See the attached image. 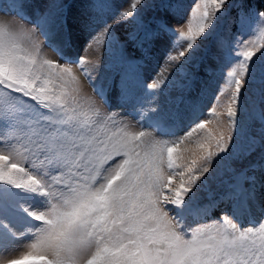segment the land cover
Instances as JSON below:
<instances>
[{
  "label": "snow or ice",
  "instance_id": "snow-or-ice-1",
  "mask_svg": "<svg viewBox=\"0 0 264 264\" xmlns=\"http://www.w3.org/2000/svg\"><path fill=\"white\" fill-rule=\"evenodd\" d=\"M90 3L98 14L75 60L63 54L68 41L46 38L43 20L29 26L25 0L10 5L15 15H0V248L17 236L14 209L37 222L25 229L28 250L18 259L0 255V264L39 256L49 257L43 264H264V11L236 5L238 32L221 34L229 0ZM256 24L259 36L243 39ZM120 28L127 29L124 42ZM41 37L59 59L42 56ZM129 41L138 58L122 55ZM93 46L110 57L118 50L130 71L114 84L98 83L99 58L86 56ZM153 60L156 69L149 72L146 63ZM170 67L183 78L178 101L184 112L179 103L173 110L160 102L174 82L164 76ZM250 87L255 98L246 111L260 126L237 151L238 112ZM225 89L228 134L214 136L211 101ZM126 107L142 118L139 129L121 112ZM186 142L196 143L200 155L186 160L192 152L182 148ZM258 151L248 169L229 163ZM217 168L230 179L209 192L210 201L231 210L192 227L187 219L199 211L193 208L197 192L208 189ZM28 195L42 197L43 210L25 207ZM252 207L259 219L242 223Z\"/></svg>",
  "mask_w": 264,
  "mask_h": 264
},
{
  "label": "rangeland",
  "instance_id": "rangeland-1",
  "mask_svg": "<svg viewBox=\"0 0 264 264\" xmlns=\"http://www.w3.org/2000/svg\"><path fill=\"white\" fill-rule=\"evenodd\" d=\"M67 0H55L53 3L52 0H27V5L33 10V12L36 15H46L40 16L39 21L43 20V24L40 25V27L43 30H47V19H50L48 21V28L50 32L52 33L53 41L57 44H61L63 41H68L70 44V47L64 49L65 55H69L73 58H78L79 55L83 53V48L85 44L87 43L88 39L90 38V32L91 28L89 27V24L91 23V18L94 15H97L98 13L93 10V7L91 6L90 0H76L70 7V12L68 14L70 25L66 27V24H62L61 20V9L68 6ZM238 0H229V5L224 10L223 19L229 20L231 17L229 16L228 12L232 9V6L235 4V2ZM27 6V7H28ZM28 7V8H29ZM3 8V7H2ZM0 8V15H4L6 17L13 16L7 9ZM60 16V17H59ZM178 17H175L172 19V23L175 24ZM231 21V20H230ZM31 25V24H30ZM32 26V25H31ZM230 26H225L220 31L221 34H229V33H236L239 30V24L234 23ZM67 29V30H66ZM70 29V31H68ZM127 29L120 28L118 29V35L121 37V41H125V33ZM257 27L254 25L252 27V35H248L247 32L242 33L241 36L243 39H256L258 36L256 35ZM44 45L42 44L41 39V48ZM42 48V56L44 58H49L56 60L58 59L57 55L50 50V48ZM44 49V50H43ZM125 50L127 52L128 56H134L135 58H138L140 53L136 49L135 45L132 44L130 41L126 43ZM157 55H162V52L157 53ZM87 59L89 61L95 62L99 58V68L95 73H93V77L98 80V82H107V83H113L115 81L119 80L120 75L123 73L130 71L128 68L123 69H112L108 66V63H111L114 61V55L109 56L107 53L101 52V50L96 47H90L88 52L86 53ZM87 68L90 67V65L86 64ZM156 69V63L155 60H153L150 63H146V70L151 72L152 70ZM164 76H168L169 80H173L174 82L169 84L167 86V95L160 97L161 105L165 108H171L173 110H177V99L182 94L181 90L178 89L177 85L182 82V76L178 71L175 69L169 68L168 72L164 73ZM81 80L84 83V90L88 94H92V90L89 87V85L85 82L84 78L81 75ZM254 89L252 87L249 88L248 93L244 96L241 105L240 110L238 112V128L237 133H240L242 131H247L248 128H246V123L248 121L249 112L246 111L248 109V105H250V100L254 99ZM230 94V90L225 89L224 91L219 92L217 98L214 101H211V103L215 104L216 107V115L210 116V120L212 121L208 125V130L212 132L214 136H219L221 133H224L225 135L228 134V127H229V118L227 117L226 108L228 104V97ZM117 95H118V89L113 86L111 91V97L114 102V105L117 101ZM209 97H211V92L209 94ZM205 106L209 105V100H205L204 102ZM179 111L184 112L186 110V105L179 106ZM121 112L126 115L127 119L131 121L133 124H135L136 128H140V122L141 117L138 116H132L129 115L131 112V109L126 107L124 109H121ZM260 125L257 126L256 130L259 128ZM256 130L253 132L255 133ZM246 133V132H244ZM179 134V133H177ZM197 134H194V138ZM239 134H236V137L234 138V144L239 143ZM161 139H168V137H160ZM183 147H188L192 149V152L185 153V159L190 160L193 158L192 153L194 152L196 155H200V151L197 147L196 143L188 144L186 142ZM215 150V149H213ZM223 155V154H221ZM261 157V153L258 151L257 153L253 154L252 156H249L247 158H239L234 159L232 161H229L231 166L237 170L240 168L247 166L252 161H256L258 158ZM215 165V161H214ZM25 167H29V165L25 164ZM222 169L217 168V171L213 174V178L209 181L208 189H202L201 191L197 192L198 199H204L206 198V193L209 191L210 188H213V190H216L221 185V181L229 178L230 175L228 173H224L221 175ZM21 202L24 204L25 207H30L32 210H43V198L37 195H28L24 196L21 200ZM264 207V206H262ZM259 215V214H258ZM13 219L17 222L19 225L18 228H14L13 231H16L17 236L13 238V241L9 242L8 245L5 248H0V255H4L7 258L10 259H17L22 254H24L28 250V245L32 242V239L27 238L30 236V233L25 230L28 225H35L37 222L32 220L31 217H28L26 213L23 212L22 209L16 208L13 210ZM197 225H193V227H196ZM34 231V229L32 230ZM26 264H43V262H31Z\"/></svg>",
  "mask_w": 264,
  "mask_h": 264
},
{
  "label": "trees",
  "instance_id": "trees-1",
  "mask_svg": "<svg viewBox=\"0 0 264 264\" xmlns=\"http://www.w3.org/2000/svg\"><path fill=\"white\" fill-rule=\"evenodd\" d=\"M242 3L247 6H255L258 11L264 10V0H245Z\"/></svg>",
  "mask_w": 264,
  "mask_h": 264
},
{
  "label": "bare ground",
  "instance_id": "bare-ground-1",
  "mask_svg": "<svg viewBox=\"0 0 264 264\" xmlns=\"http://www.w3.org/2000/svg\"><path fill=\"white\" fill-rule=\"evenodd\" d=\"M253 209H254V211H255L256 215L258 216V214L260 213V212H259V210H258V209H256L255 207H254Z\"/></svg>",
  "mask_w": 264,
  "mask_h": 264
}]
</instances>
